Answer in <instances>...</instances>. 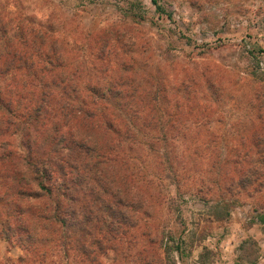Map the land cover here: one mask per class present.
Segmentation results:
<instances>
[{"label": "rangeland", "instance_id": "1", "mask_svg": "<svg viewBox=\"0 0 264 264\" xmlns=\"http://www.w3.org/2000/svg\"><path fill=\"white\" fill-rule=\"evenodd\" d=\"M158 3L0 0V26L8 21V31L11 19L27 17L52 33L66 55L59 70L75 75L80 87L167 91L166 100L151 97L148 118L147 98L137 112L138 100L102 99L124 118L117 116L116 128L125 121L132 134L120 132L123 141H114L111 154L117 185L127 180L121 189L130 207L114 215L119 228L93 220L85 243L79 226L72 233L61 223L32 228L35 209L50 201L15 204L23 181L0 163V264H264V0ZM38 80L20 69L0 74L15 120L32 133L23 138L14 126H0V158L26 154L22 143L31 140L41 155L61 124L55 113L65 97ZM45 91L46 113L35 123L30 106ZM123 105L127 112L118 110ZM254 163L263 170L234 177V169ZM18 210L30 219L28 237L9 226Z\"/></svg>", "mask_w": 264, "mask_h": 264}, {"label": "trees", "instance_id": "2", "mask_svg": "<svg viewBox=\"0 0 264 264\" xmlns=\"http://www.w3.org/2000/svg\"><path fill=\"white\" fill-rule=\"evenodd\" d=\"M151 1L157 9L160 8L158 0ZM11 20L8 31L3 27L8 21H1L0 74L5 76L20 69L26 72L29 78H36L44 84L50 83L58 87L59 95L65 98L62 103L60 102L55 113L61 124L53 127V136L48 140V147L44 153L39 156L36 153L34 155L31 140L22 143L27 148L26 154L17 153L14 156L9 151L2 154L0 163L10 164V168L14 170L13 174L18 176L16 178L23 181L22 187L12 195L15 204L23 206L26 201H39L44 198L50 201V207L45 205L35 209L36 222L32 228L37 223H46V225L61 223L62 228L68 225V231L72 233L75 227L79 226L78 241L82 238L85 243L86 237L92 236V228L95 226L93 220L98 224L107 222L102 223L107 225V229L116 225L119 228L117 223L121 221H118L119 216L114 215L117 212L125 213V208L130 207L126 199L128 194L121 189V186L127 184V180L122 178V185H117L115 177L120 169L115 168L112 163L114 157L111 154L114 152V141L117 140V143L123 141L120 132L129 133V136L132 134L125 121L120 131L116 128L117 116L121 121L124 118L119 115L116 108H113L116 105L108 106L102 102V99L113 103L119 96L128 104L138 100L140 104L135 105L136 108L138 107L137 112L147 108L142 103L147 98L149 110L146 112V117L148 118L155 112L150 105L151 97L155 99L162 95V100H166L167 91L164 89L165 86L157 87L155 90L152 88L140 90L133 87L119 91H113L112 87L102 89L96 85H92L89 89L85 83L80 87L75 75L59 70L58 66H61L66 55L52 33L36 27L27 17ZM99 34L100 32L97 33L98 37ZM44 64L49 67V72ZM64 66L62 64L61 67ZM122 82L129 86L132 81L122 79ZM8 94H12V91ZM28 96L19 94L17 97ZM46 96H48L47 92H42L41 100H35L34 105L30 106L32 108L30 113L35 123L46 113ZM124 106L118 107V110L127 112ZM16 117L13 100L6 98L0 90V126L3 124L10 128L14 126V132L21 131L23 138L31 137L29 124L21 125L15 120ZM99 117L101 120H98ZM4 145L6 146L1 143V146ZM258 170H263L261 164H250L234 169V177L237 175L241 181L248 173L258 174ZM75 203L78 205L76 206ZM76 217H79V220ZM76 220L81 222L78 223ZM27 221L30 219L23 211H19V214L9 218L11 223L9 226L10 228L12 225L15 226L25 237H28L31 229ZM9 230L8 228L7 231ZM80 251L85 254L89 252L85 248H81Z\"/></svg>", "mask_w": 264, "mask_h": 264}]
</instances>
